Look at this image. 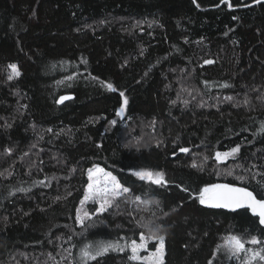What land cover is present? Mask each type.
Here are the masks:
<instances>
[{
  "label": "trees",
  "instance_id": "trees-1",
  "mask_svg": "<svg viewBox=\"0 0 264 264\" xmlns=\"http://www.w3.org/2000/svg\"><path fill=\"white\" fill-rule=\"evenodd\" d=\"M231 3L0 0V264H81L84 244H123L140 232L165 237L164 264H240L216 253L222 236L264 240L249 210L192 196L212 183L264 196L261 177L246 171L264 173V0ZM9 64L19 77L7 79ZM66 93L74 98L58 103ZM237 144L235 159L215 160ZM94 165L131 195L82 226ZM140 169L162 171L168 184L140 180ZM137 195L153 203L133 204ZM130 255L110 251L88 264H141Z\"/></svg>",
  "mask_w": 264,
  "mask_h": 264
},
{
  "label": "snow or ice",
  "instance_id": "snow-or-ice-1",
  "mask_svg": "<svg viewBox=\"0 0 264 264\" xmlns=\"http://www.w3.org/2000/svg\"><path fill=\"white\" fill-rule=\"evenodd\" d=\"M259 3L260 0H255ZM221 3L227 5V7L232 8L234 5L231 0H221ZM239 6V5H237ZM86 62V61H85ZM206 64L213 63L212 61H205ZM8 69L10 73L7 76L8 80H12L21 75L20 69L17 64H9ZM67 79H72L68 77ZM98 79V78H97ZM105 86L110 91H116L115 87L111 83L105 82ZM227 87V85H222ZM120 96L124 97L123 106H121L117 112V115L123 117L125 113L126 106L128 104V98L123 92H120ZM73 99L71 96L60 97L58 103H63L66 100ZM226 99L232 100V97H227ZM187 103V101H185ZM248 103V101H245ZM112 125H116L117 121L112 120L110 122ZM260 132L264 133V125L261 126ZM125 148L132 147V145L125 144ZM241 146L239 144L231 147L227 151H217L215 152V160L217 162L227 161L228 159H235L240 152ZM8 149V152H11ZM188 148H180V152H189ZM209 159L208 156L203 157L204 161ZM193 168H199L203 171V163L197 164L193 161ZM236 167H243L242 165H237ZM252 167H255L254 165ZM251 179H255L257 175L261 177L257 184L264 189V173H252L251 168L247 169ZM235 169H229L227 175H234ZM134 176L138 177L140 180L148 181L152 184L157 185H167L168 181L165 179V174L162 171H153L151 169H140L132 173ZM219 174V173H217ZM88 183L86 192L83 200H81V205L88 201H92L94 204L99 206L91 213L84 212L83 215L78 216L79 222L82 226L85 224L86 219H92L94 216L102 215L107 212L109 208L113 207L115 202L120 198H126L131 195V189L125 187L121 184L117 176L113 175L112 172L107 171L105 168L99 165H94L92 168L87 170ZM236 180L245 181L248 180V176L239 175L235 176ZM20 191H25V189H20ZM183 191L189 192V188H183ZM194 199L198 200L199 204L210 207V208H222L228 209L230 211H237L239 209L250 210L253 216L259 218V224L264 226V196L261 198L257 197V194L249 190L248 187H241L231 183H212L205 184L203 187L199 188L192 193ZM139 202L143 205L152 204L151 200H142L141 196H134L132 198V203L136 204ZM159 203V201H155ZM139 225L140 222L137 221ZM157 241L154 245V250H149L148 245L150 241ZM247 245L258 246L255 248L247 247ZM129 249L131 255L128 257L129 260L139 261L141 264H164L165 255V237L163 235H157L155 232H150V235H145L144 232H140L138 241L132 239L125 241L123 244L117 241H101L96 243H86L80 248V260L81 264H88L89 261L98 260V258L103 257L110 251H120L124 252L125 249ZM216 253L224 251L229 259H236L240 261V264H264V240H261L257 236H251L248 239L242 238L239 235L229 233L223 238V243L217 245ZM141 252L147 253L146 255H141ZM212 264V261H209Z\"/></svg>",
  "mask_w": 264,
  "mask_h": 264
},
{
  "label": "rangeland",
  "instance_id": "rangeland-1",
  "mask_svg": "<svg viewBox=\"0 0 264 264\" xmlns=\"http://www.w3.org/2000/svg\"><path fill=\"white\" fill-rule=\"evenodd\" d=\"M127 107V106H126ZM127 113V109L125 110V113L123 114V117H121V120H123V121H125L126 123L128 122V119H126V114ZM221 152H223V151H221ZM231 159V158H230ZM230 159H228V160H230ZM227 160V161H228ZM223 162H225V161H223ZM100 166V165H99ZM100 167H102V166H100ZM92 168V167H91ZM103 168V167H102ZM108 171V170H107ZM114 175V174H113ZM93 206H99L98 204H94L92 201H88V202H86L85 204H83V205H81L80 206V208H79V211H78V216H81V215H83V213L84 212H89V213H91V212H93L92 211V207ZM87 220V219H86ZM85 220V221H86ZM80 223V222H79ZM229 234V233H228ZM227 234H225V235H223L222 236V239H221V244L223 243V238L226 236ZM138 241V240H137ZM151 242H156L157 243V241H155V240H153V241H150V243ZM150 243H149V245H148V248H149V250H151L150 249ZM247 247H252V248H255V247H258V246H253V245H247ZM126 250V249H125ZM129 250V249H128ZM130 251V250H129ZM165 253H166V249H165ZM147 253H145V252H141V255H146ZM164 259H165V255H164ZM234 260H236V259H234ZM237 261V260H236ZM237 262H239L240 263V261H237Z\"/></svg>",
  "mask_w": 264,
  "mask_h": 264
},
{
  "label": "water",
  "instance_id": "water-1",
  "mask_svg": "<svg viewBox=\"0 0 264 264\" xmlns=\"http://www.w3.org/2000/svg\"><path fill=\"white\" fill-rule=\"evenodd\" d=\"M62 96H71V97H73L74 98V94H70V93H66V94H62L60 97H62ZM60 97H59V99H60ZM66 101H68V100H66ZM66 101H64V102H66ZM63 102V103H64ZM60 104H62V103H60ZM250 190V189H249ZM258 197V196H257ZM259 198V197H258ZM219 209H222V208H219ZM225 210H228V209H225ZM239 210H241V209H239ZM228 211H230V210H228ZM238 211V210H237ZM250 211V210H249ZM231 212H233V211H231ZM264 227V226H263Z\"/></svg>",
  "mask_w": 264,
  "mask_h": 264
}]
</instances>
